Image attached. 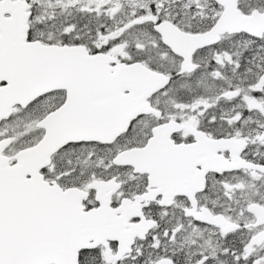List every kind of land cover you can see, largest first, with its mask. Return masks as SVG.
<instances>
[{"label": "snow or ice", "instance_id": "6c2138e0", "mask_svg": "<svg viewBox=\"0 0 264 264\" xmlns=\"http://www.w3.org/2000/svg\"><path fill=\"white\" fill-rule=\"evenodd\" d=\"M0 264H264V0H0Z\"/></svg>", "mask_w": 264, "mask_h": 264}]
</instances>
